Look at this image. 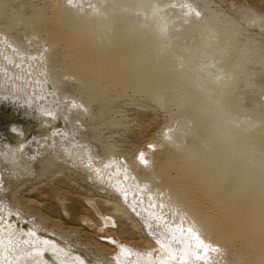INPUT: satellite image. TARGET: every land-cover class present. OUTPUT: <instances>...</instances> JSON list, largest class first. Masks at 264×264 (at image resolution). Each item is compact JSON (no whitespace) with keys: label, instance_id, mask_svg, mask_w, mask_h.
Here are the masks:
<instances>
[{"label":"rangeland","instance_id":"1","mask_svg":"<svg viewBox=\"0 0 264 264\" xmlns=\"http://www.w3.org/2000/svg\"><path fill=\"white\" fill-rule=\"evenodd\" d=\"M123 1H121V4L127 2L126 4L129 5L127 9L132 8L131 5H133L134 10L132 9V12H128V10L122 9V12L120 10L121 14L115 12L116 22L124 20L127 14L134 16L135 20H137L136 18L142 19L143 11L146 13L145 11L152 7L151 5L154 6L153 14L145 15L146 21L151 23V28L146 25V28L140 27L138 29L146 38L143 37V40L145 42L147 40L146 43L152 44L154 48L158 43V46L161 44L159 47L164 50L160 49L162 51L160 57L163 59L167 57L168 63L174 62L184 73H188L191 69L199 68L198 70H193L195 74L191 70L193 76L191 74L190 76L192 78L198 76L196 77L198 87L204 86V89L208 91L198 92V96H203V103L207 105L214 104L215 98L221 92L223 94L219 97H222L225 94L223 91L227 90L225 86L229 88L231 84L230 78L228 76L226 78L224 73L228 70L237 72L241 80L234 86L232 92L233 97L237 100V110L233 114L236 115L235 113H238V116L241 115L243 118L238 121L239 123L237 122L238 126L236 122H234L236 127H234V123L231 124V129L233 128L235 133L245 136L255 128V130L261 128L254 123L251 125L252 123L245 119V114L247 113L249 101L253 96H258L264 104V93L262 94L264 91V73L258 64L259 55L264 54V26H262L264 25V0H160V2L159 0H148L149 4L146 3L148 2L147 0H139L142 3L139 2L138 4L140 5L141 3V5L135 8L134 6L137 5L136 2L138 0H132L131 4L130 2L128 3L130 0ZM110 2L112 1L73 0L70 5L68 0H0V39L1 36L8 39L0 41V48L2 46L7 53L22 56L24 61L31 62V64H40L44 62L46 55L49 56V67L46 70L49 81L53 89H55V85L52 84L51 80L52 75H54L55 79L60 82L58 86L64 91L58 89L55 92L57 106L61 108L62 103L70 105L71 108L66 109L65 113H71L70 115L76 119L70 125L72 134L76 135L75 139H70L73 142L72 144L61 141L62 135H69L64 131L65 129L51 133L46 139H42L46 137L44 133H41L40 136L34 134L31 139L33 147L31 146L21 154L22 158H25L24 160L30 165L29 171L24 174L15 173V170H8L3 163V158L0 157V208H2L0 209V216L2 212L25 215L37 228L58 235L70 242L71 245L79 247L90 256L99 259L102 264H117L118 260L121 264H150V262H155L162 254L159 250V245L156 243L157 240L169 243L176 251V259L168 264H181V250L189 245V241L182 239L180 234L175 231L176 226L181 224L180 217L177 214L174 215L175 212L172 210L165 211L163 209V212H161L158 207L155 209L150 207L148 203L150 201L148 199L149 195L142 198L132 194L126 200H123L121 194L117 193L112 187L116 188L117 185L123 187L129 179L133 183L137 178H150L154 174L153 172L162 167V159L166 155L165 152H179L178 154L184 156L187 154L188 158L196 154L198 157L199 153L207 152L204 150L206 149L204 146L216 144V141L219 142L221 140V135L223 138L235 136L234 140L239 135L235 134L231 129H227L228 127L230 128L229 125L227 126L229 122L224 121V118L222 119L224 117V109L221 106L214 108V115L216 114L215 116L223 122L221 123L216 119L217 133H215L216 139L213 141L211 136L207 134L208 129H202L198 132L196 123L190 119V115L177 111L174 103H168L165 100L166 97H163L161 101L157 97L152 98L143 92L132 93L130 90L121 92L118 89L116 90V88L110 87L105 88V91L102 89V94L96 93V96L78 90V77L74 75V67H72L69 58L66 61L64 43L56 40L58 27L52 22L51 15L55 8L60 7L71 18H76L78 25L83 24L86 26L93 19L92 14L97 15L99 11L108 8V5L111 4ZM158 5L163 9L162 20H157V13L160 14ZM200 9L202 10L201 14L206 13L209 18L215 20L217 25L232 27V32L236 37L234 45L229 50L222 45L208 46L206 54L200 57L205 59V62H202L203 66L201 64L200 66L198 64L193 65V61L187 64L180 59L184 55L182 49L188 48L185 45L190 47L194 43L191 41V37L186 36L183 31L188 25V20L194 18L199 22L201 15L197 10ZM133 13L142 15H133ZM82 15L86 17L84 18ZM254 15L261 17L260 22L256 20L250 21ZM11 19L15 21L12 22ZM6 28L7 32L10 31L11 36H14L20 43L24 38H30L34 41L35 49L25 50L10 43L8 34L5 35L3 32L6 31ZM151 31L154 33L153 35ZM163 33L167 34L163 35ZM193 34L196 41L200 43L198 46H200L203 43L205 28L196 29ZM86 35H89L88 32H86ZM154 35L161 38L159 39V37ZM162 36H165L164 39ZM48 42L52 45L49 46ZM156 42L158 43L156 44ZM168 42L170 43L169 45L167 44ZM170 46H172V50ZM152 47L149 49L152 50ZM31 52H33V55ZM26 54L32 56L29 57ZM208 54L211 56L208 57ZM172 55L173 58H171ZM225 55H227L223 62L225 67L220 72L221 57ZM38 59L43 60L40 61ZM165 65L169 67V64L165 63ZM7 67L10 68L11 66ZM211 78L212 80L214 79V83ZM220 81L224 83L222 87ZM227 82L230 84H227ZM185 83L186 85H192V80H187ZM217 84L222 89L215 86ZM247 85L251 87L247 88ZM191 89L194 90L195 88ZM172 91L184 93L185 89L183 84L174 79ZM88 95L91 98H88ZM80 97L87 105V108H83V110L80 107H72L73 102L79 105L81 102ZM209 117V115L206 116V118ZM34 119L29 123V126L32 127L34 124L37 125L41 122L40 117L36 116ZM241 122L243 124L241 127L243 126L244 128L243 131L239 127ZM245 122L249 123L250 126L248 124V127ZM244 124L248 127L247 129H245L246 126ZM25 125L19 122L13 125L15 127L12 126L13 128H10H12V132L14 131L17 135H21ZM250 128H253V130ZM218 129H222L224 134L219 135ZM244 130H248V132ZM6 137L5 133H1V140H6ZM36 144L38 145L36 146ZM73 144L75 145L73 146ZM62 147L65 148L61 149ZM141 152L144 153V158L149 162L147 166L141 165L137 160V156ZM89 157L91 159L93 157V169L88 167ZM107 158H111L110 160L115 161L117 164L123 162V165L131 167L132 172L130 171L127 174V179L124 181H119L118 179L109 185L100 183L95 179L97 171H94L100 169V167L103 168V165L108 162ZM115 163L112 164L115 165ZM150 171L153 172L151 173ZM156 183L159 187L167 188L162 179H158ZM149 185L151 184L145 186L149 188ZM135 189L137 188H133V190ZM156 190H154L155 194H152V196L154 203L159 204L161 198L155 195L160 190ZM166 191L169 192L168 189ZM161 217L162 219H158ZM189 225L191 224H183L185 229ZM29 241L30 243L22 244L17 241L14 243L2 242L4 247H0V257H9L17 264H42L40 257L32 253V249L35 247L34 242L32 243V240ZM112 241H115V243H112ZM121 246L130 249L132 255L128 257L121 256ZM155 249L156 252L153 253ZM237 255L239 254L236 248L229 250L218 249L216 252L210 251L208 253L207 262L198 261L190 254L185 264H247L250 262L249 257Z\"/></svg>","mask_w":264,"mask_h":264},{"label":"bare ground","instance_id":"2","mask_svg":"<svg viewBox=\"0 0 264 264\" xmlns=\"http://www.w3.org/2000/svg\"><path fill=\"white\" fill-rule=\"evenodd\" d=\"M110 1L112 2H110L111 4L108 5V8L99 11L97 15L92 14L93 19L89 21L91 25L89 23L86 24V26L83 24L78 25V21L76 22L75 20L76 18H71L60 7L55 8L51 15L52 22L58 27L56 40L64 43L67 56V58H65L66 61L69 58L72 67H74V75L77 76L79 80H77V83L79 82V91L82 90L83 92H88L90 95H95L96 93H101L102 89L105 91V88L110 87L116 88V90L118 89L121 92L124 90H130L132 93L143 92L150 95L152 98L157 97L160 100L163 99V97H166L165 100H167L168 103H174L177 111L190 115V119L194 120L196 123V129L198 132L202 129H208V133L205 132L211 136L213 141L216 139L215 133H217L216 119L221 122L220 119L215 116L216 114L214 115V108L221 106V108L224 109V117H222V119L224 118V121L226 120L230 123H226L227 126H230V128L228 127L227 129H231V124L234 122L237 124L238 121L242 120L241 118L243 117L241 115L238 116V113H235L236 115L233 114L237 110V100L233 97L232 92L234 86L239 80H241V77L240 75H237V72H232L227 69L228 71H226L224 75H226V78L227 76L230 78L231 84L227 82V84H230L229 88L225 86L227 90H222L225 94L222 95V97H219L223 93H218L219 96L217 94L218 97L215 98L214 104L211 102L212 105L203 103V96H198V92L201 93V91H207V89H204V86L198 87V80L196 78L198 76L192 78V69L190 71L187 69L189 74L184 73V71L180 70L174 62L168 63L166 60L167 57L165 59L160 57L161 50H164L159 47L161 44L158 46L159 43L156 42V44L158 43L157 46L159 48L156 46L157 48L155 47V49L152 47V44L146 43L147 40L146 42L143 40V37L145 38V36H143L142 32H139L138 29L140 27L146 28V25L151 28V23L146 21L145 15L153 14L152 10L154 6L151 5L152 7L146 10V13L143 11V15L140 14L141 12L139 13L140 16H143L142 19L136 18L137 20H135L134 16L127 14L124 17V20L120 18L122 20L116 22L117 19L115 12L121 14L122 9H125V11L128 10L129 12L133 9V5H131L132 8L129 7L130 9H127L129 5L126 4L127 2H125V0ZM121 1L125 3L121 4ZM131 1L132 0L128 1V3L130 2L131 4ZM139 2L141 1L138 0L136 2L137 5L134 6V8L139 5ZM146 3L149 4V1ZM158 7L160 14L157 13V20H162L163 17L161 14L163 9L159 5ZM197 12L201 15H199V22L194 18L188 20V25L184 29L185 31H183L186 36L191 37V41L194 43L190 47L186 46L184 43L185 47L188 48L182 49L184 55L182 57L180 56V59L187 64L193 61V65L198 64L200 66L201 64V66H203L202 62H205V59L200 57L206 54L205 52L208 46L222 45L229 50L234 45L236 37L232 32V27L228 28L226 25H217L215 20L209 18L206 13L201 14V9L197 10ZM139 14L133 13V15ZM83 17L85 18L86 16ZM15 20H12V22ZM254 20L260 22L261 17L254 15L250 21ZM18 23L20 22L18 21ZM161 25L159 26L161 27ZM199 28H205V34L202 39L203 43L200 46H198L200 43H198L193 36L194 30ZM163 30L166 31L165 29ZM3 32L5 35L8 34L10 43L19 46L21 49H35V45L33 44L34 41L30 38H24L20 43L14 36H11L9 33L10 31L7 32V28L6 31ZM86 32H88L89 35H86ZM167 33H163V35ZM153 34L154 33L152 32V35ZM160 38L161 37H159V39ZM1 40L8 39L1 36L0 41ZM47 44L49 46L52 45L49 42ZM153 44L155 45V43ZM167 44L169 45L170 43L168 42ZM151 47L152 50L149 49ZM170 47L172 50V46ZM28 53L30 54V52ZM31 53L33 55V52ZM27 55L28 54H26V56ZM207 56L209 57L211 55L208 54ZM226 57L227 55L221 57L220 72L225 67L223 62ZM48 58L49 56L46 55L44 62H41L40 64H31V62L24 61L22 56L16 54L13 55L11 53L9 54L2 46L0 48V135L1 133L7 135L6 140L0 139V150L3 147L0 151V157L3 158V163L8 170H15V173L18 174H24L30 169V165L24 160L25 158H22L21 154L32 146L33 142L31 139L34 134L40 136L41 133H44L46 137L42 139H46L51 133L65 129L64 131L69 135L63 133L64 135H62V137L60 136L61 141L70 142L71 144L73 143L71 140L75 139L74 137L76 136L72 134L70 128V125H72L76 119L74 116L70 115L71 113H65L66 109L71 108V106L62 103V107L59 108L55 101V92L58 91V89L62 90V88L58 86L60 82L55 79L54 75H52L51 80L52 84L55 85V89H53L49 81V76L46 73V70H48L49 67ZM171 58H173V55ZM258 58V64L264 73V54L259 55ZM165 63L169 64V67L166 66ZM7 66L11 67L8 68ZM198 69L194 68L193 70L195 71ZM190 74L192 76H190ZM174 79L183 84L185 89L184 93H175L172 91ZM187 80H192V85H186L185 81ZM218 84L215 86L220 87ZM220 84L222 87V84L224 83L221 82ZM196 86L199 89H197ZM193 87L195 88L194 90L191 89ZM248 87L250 88L251 86L247 85V88ZM263 93L264 91L262 94ZM90 95L87 97L91 98ZM80 100L81 102L79 105H82L84 109L87 108L86 103L81 97ZM249 102L247 113L245 112V119L249 120V122L252 123L251 125H253V123L257 124L258 127H261L260 129H258L256 125L258 130H255L256 128L254 130L253 128H250L253 131L247 133L245 136L236 132L239 135V137H236V140L233 139L235 136L231 133L234 130L233 128L231 129L232 131L230 130V133L233 136H231L232 138H223L221 135L223 130L218 129L219 135H221V140H219V142L216 141V144L204 146L206 147L204 150L207 152L199 153L198 157L196 154L195 156L192 155L190 158H188L187 154L185 156L178 154L179 152H165L166 155L164 158L162 159L160 157L165 166L162 165V167L156 172L152 171L154 174H152L150 178L141 177L136 179L135 177L136 181L133 183H131V179H129L127 183L123 185V188L127 190V197L134 194V196L142 198L149 194H155L154 190L159 189L160 192L155 196L161 198L159 203L163 202L165 204L164 210L174 211L180 219L183 217V221L181 219L180 222H183L185 225L189 223L193 225L195 230L199 232L200 236L206 243L217 247L219 250L236 248L239 255L250 258V262L247 264H264V104L260 101L258 96H253ZM48 112L53 114L52 117L46 115ZM207 115L210 117L206 118ZM36 116L41 118V122L37 125L34 124L32 127L29 126V123L32 122ZM19 122L26 124L23 133H20L21 135H17L14 131L12 132V128L15 127L13 125ZM236 124L234 127H236ZM245 124L247 123L245 122ZM239 125L240 129L243 131L244 128L243 126L241 127V125H243L242 122ZM247 126L245 129H247L250 124L248 127ZM225 128L223 129L227 131ZM248 130L246 131L248 132ZM207 140L205 141L207 142ZM37 145L38 144H36V146ZM74 145L75 144H73V146ZM63 148L65 147H62L61 149ZM110 159L107 158L108 162H112ZM124 168L127 169V174L130 171L132 172L131 167L125 166L123 163H115V165L112 164V166L108 168L100 167L98 170L102 175H96L95 179L105 185L112 184V182H115L118 179L119 181H124ZM96 171L97 169L94 172ZM158 179L163 180V183L166 184V189L157 185L158 182L156 183V181ZM148 184H151L149 185V188L145 186ZM135 187L137 189L133 190ZM113 188L115 189V187H112V189ZM167 189L170 193L166 191ZM148 203L151 205L154 203V200L152 199V201H149ZM9 225L12 226L11 232H9L8 229ZM33 231L36 235L34 237L29 236L28 233ZM26 240H32V243L34 242L35 247L32 249V253L34 254V249L45 247L42 243H39V241L44 240L51 241L56 249L63 250L64 254L59 256V258L52 255L54 249L45 251L42 256H39L42 264H61V261H63L64 264H76L77 258L82 260L84 264H102L99 259L90 256L85 250L71 245L70 242L58 235L37 228V226L25 215L2 212L0 216V243L5 241L14 243L17 241L19 244H22ZM159 250L162 252L160 247ZM155 252L156 249L153 253ZM0 259L4 260V264H7L9 259L13 260L9 257H0ZM238 259L240 258L238 257ZM168 263L171 262L168 261ZM15 264H17V262H15Z\"/></svg>","mask_w":264,"mask_h":264},{"label":"snow or ice","instance_id":"3","mask_svg":"<svg viewBox=\"0 0 264 264\" xmlns=\"http://www.w3.org/2000/svg\"><path fill=\"white\" fill-rule=\"evenodd\" d=\"M68 3L71 5L73 3V0H68ZM198 15V13H197ZM72 107L76 108V107H80L83 110V106L82 105H76L75 102H73ZM47 116L52 117V113L48 112L46 113ZM151 147V146H150ZM137 160L139 161V163L143 166H147L148 165V160H146L144 158V153H139V155L137 156ZM112 163H115V161L112 162H108L105 163L103 165V167L108 168L112 166ZM123 163V162H121ZM88 167L92 168L93 167V162L91 157L88 158ZM119 171V169H118ZM123 171L125 172V179H127V169L124 168ZM97 175L99 176V170L97 169ZM115 191L117 193H120L123 199H127V190L125 188H123L121 185H117L115 188ZM148 199L150 201H152L153 196L152 194H149ZM150 207L152 208H159L161 212H163V209L165 208V204L163 202H160L159 204L156 203H152L150 205ZM176 213H174L175 215ZM108 219V218H106ZM158 219H162L158 218ZM182 221H183V217H181ZM11 225L8 226L9 232H11ZM175 231L178 232L181 236L182 239L188 240L189 241V245L187 247H185L184 249L181 250V255H180V260H181V264H185V261L187 259V257L191 254L195 257L196 260L200 261L203 260L205 262H207L208 260V253L211 252H216L218 251V248L215 246H211L208 243L205 242V240L200 236L199 232L197 230H195L193 225H189L186 229L183 226V222L180 225H177L175 228ZM29 236L34 237L36 234L35 232H29L28 233ZM24 243H30V241H24ZM39 243H42L45 247L44 248H39V249H34L35 255L37 256H42L43 253L45 251H48L50 249H54L52 251V255L54 257L59 258V256H61L63 253L62 249H56L55 245L52 244L51 241H39ZM112 243H115V241H112ZM156 243L159 245L160 249L162 250V254L159 257V259L155 262H150V264H168V261H172L176 259V251L171 247V245L169 243H166L164 241L161 240H157ZM0 247H4V245L2 243H0ZM120 255L123 257H128L132 255V252L130 249L121 246L120 247ZM149 255H151L149 253ZM0 264H4V260L0 259ZM7 264H15V262L13 260H8ZM61 264H64L63 261H61ZM76 264H84V262L82 260H79V258H77ZM117 264H121V262L118 260Z\"/></svg>","mask_w":264,"mask_h":264}]
</instances>
